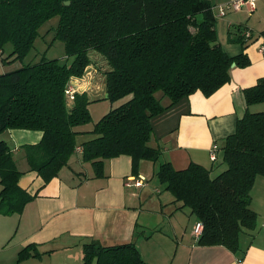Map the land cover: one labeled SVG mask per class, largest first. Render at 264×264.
I'll return each instance as SVG.
<instances>
[{"label": "trees", "instance_id": "1", "mask_svg": "<svg viewBox=\"0 0 264 264\" xmlns=\"http://www.w3.org/2000/svg\"><path fill=\"white\" fill-rule=\"evenodd\" d=\"M55 16L54 38L63 42L71 62L42 58L0 73V133L42 131L38 143L23 148L29 170L44 183L67 165L79 127L91 122L88 94H65L71 79L82 77L92 63L90 51L106 62V98L113 103L128 97L97 120L93 137L81 144L82 160L91 162L95 176L103 175L105 159L122 154L131 157L133 172L142 160L156 162L160 149L150 145L154 119L197 90L212 94L230 80L232 63L249 64L246 54L231 56L218 43L209 0H0V61L22 62L40 27ZM241 32L234 40L243 44ZM7 44L11 50L4 56ZM158 92L169 102L163 104ZM243 94L247 106L264 103V76ZM221 150L226 168L215 177L200 164L178 170L168 161L155 175L202 224L198 244L236 252L240 234L256 223L250 191L255 178L264 177V110L247 109ZM21 174L9 145L0 140L1 214L20 213L33 198L19 185ZM82 251V264H145L133 242L102 246L90 240ZM35 254L28 246L17 260Z\"/></svg>", "mask_w": 264, "mask_h": 264}, {"label": "crops", "instance_id": "2", "mask_svg": "<svg viewBox=\"0 0 264 264\" xmlns=\"http://www.w3.org/2000/svg\"><path fill=\"white\" fill-rule=\"evenodd\" d=\"M209 1L218 43L231 56L246 54L249 64L231 66L230 80L212 94L197 90L154 119L150 145L160 149L158 164L142 160L133 172L131 157L122 154L105 159L103 175L95 176L91 162L83 161L81 151L75 150L58 175L44 183L29 170L23 148L38 143L42 131L0 133L22 172L19 185L33 195L20 213H0V264H82V244L90 240L102 246L133 242L145 264H264L263 176L255 178L250 191L255 227L240 234L236 252L221 245L198 244L193 235L196 216L175 202L171 193L161 194L159 188L151 187L148 178L165 161L178 170L197 163L212 171L213 163L221 160L223 140L234 132L237 120L247 109L264 110V103L247 106L243 94L264 76V52L259 50L264 45V0H257L253 9L245 5L225 9L223 15L218 6L232 0ZM239 29L250 32L243 44L234 40ZM100 60L103 67L94 68L92 60L86 71H104L106 62ZM71 82L88 94L90 103L100 93L106 95L105 85H93L84 76ZM95 122L79 127L78 147L93 137L90 131ZM213 149L215 161L210 158ZM139 175L146 181L136 187L130 178ZM28 246L36 254L18 262L19 251Z\"/></svg>", "mask_w": 264, "mask_h": 264}, {"label": "rangeland", "instance_id": "3", "mask_svg": "<svg viewBox=\"0 0 264 264\" xmlns=\"http://www.w3.org/2000/svg\"><path fill=\"white\" fill-rule=\"evenodd\" d=\"M58 22V17L55 16L48 21H46L39 29V35L34 41L33 47L29 50L27 55L24 57L23 61H15L13 64L4 63L0 61V73L2 72H8L11 70H14L23 64L28 63H36L40 61L42 58L46 59H58L61 63H70L72 60V56H66L64 44L61 40L54 38V28L56 27ZM11 50L10 44H7L4 50V56H7L8 53ZM90 58L93 60V67L96 68V65L98 64L99 67H103L101 65L102 61L100 60L102 58L101 54L97 53L96 51H90L89 52ZM84 78L86 77V80H91L93 85L100 84L101 86L105 85V76L103 69H100L92 74L91 68H88V72L84 73ZM97 96H101L100 98H94L91 99L90 103V114H91V122L88 125H91L92 121L99 120L106 112H108L111 108H114L121 103L125 102L128 97H124L118 101H115L111 103L104 95L101 93ZM157 96L161 99V102L163 104H166L169 102V99L167 97H161V92L157 93ZM158 164V162H156ZM213 169L210 172L211 177H215L217 174H219L221 171H223L226 168V165L221 163L220 161H216L213 163ZM150 186L159 188L161 191V194L163 193H170L169 191L164 189V184H162L158 178L156 177L155 173L148 175Z\"/></svg>", "mask_w": 264, "mask_h": 264}, {"label": "built area", "instance_id": "4", "mask_svg": "<svg viewBox=\"0 0 264 264\" xmlns=\"http://www.w3.org/2000/svg\"><path fill=\"white\" fill-rule=\"evenodd\" d=\"M256 1L257 0H232L228 3L221 4L218 6L219 15H223L225 12V9H228V8L238 9L244 5L249 7L250 9H253ZM241 34L245 40H247L250 37V32L247 29H245ZM259 50L261 52H264L263 44L259 47ZM77 91H79L78 87L75 86L72 82H70L65 88V94L68 96L69 99H72L74 96V93ZM76 151H81V147L77 146ZM210 158L212 161H215L217 158L214 149L211 152ZM130 180L133 181L132 184L134 186L141 187L145 184L146 178L144 176L139 175L137 177L130 178ZM201 231H202V224L200 222H197L193 229V235L196 239H198V237L200 236Z\"/></svg>", "mask_w": 264, "mask_h": 264}, {"label": "water", "instance_id": "5", "mask_svg": "<svg viewBox=\"0 0 264 264\" xmlns=\"http://www.w3.org/2000/svg\"><path fill=\"white\" fill-rule=\"evenodd\" d=\"M65 4H69V1H65ZM234 65H235V64H234V63H232V65H231V66H234ZM105 97H107V93H106Z\"/></svg>", "mask_w": 264, "mask_h": 264}]
</instances>
